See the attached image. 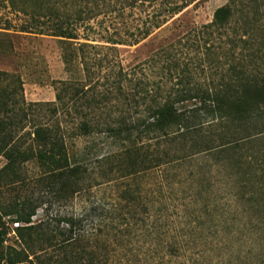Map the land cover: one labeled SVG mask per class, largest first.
<instances>
[{"label":"trees","instance_id":"trees-1","mask_svg":"<svg viewBox=\"0 0 264 264\" xmlns=\"http://www.w3.org/2000/svg\"><path fill=\"white\" fill-rule=\"evenodd\" d=\"M201 1L2 0L26 18L20 32L60 38L66 71L81 65L84 82L60 81L54 102L29 103L21 76L0 70V158L6 160L0 184L23 181L26 166L34 164L52 191L72 203L115 177L203 159L221 169L237 198L264 222V0H227L211 22L193 25L199 52L193 69L167 40L144 63L150 69L145 80H135L121 59L111 63L103 55L140 44ZM182 21L178 17L176 27L187 31L190 24ZM98 78L108 86L96 93L91 81ZM92 135L113 138L120 150L95 163L76 160L71 141ZM118 199L134 202L135 191L128 185ZM43 204L41 197H25L0 214V264H110L97 244H82L76 214L34 221ZM4 217L19 224L21 243L7 255ZM58 222L67 227L59 231Z\"/></svg>","mask_w":264,"mask_h":264},{"label":"rangeland","instance_id":"rangeland-1","mask_svg":"<svg viewBox=\"0 0 264 264\" xmlns=\"http://www.w3.org/2000/svg\"><path fill=\"white\" fill-rule=\"evenodd\" d=\"M226 3L203 0L193 4L186 14L178 15L140 44L117 46V51L103 50V55L108 54L111 63L121 59L127 69L134 71L135 80H145L150 69L144 63L159 42L167 40L174 46L173 54L193 69L199 52L190 30L193 25L211 22L214 11ZM178 17L183 24H190L187 31L176 27ZM25 20L0 0V70L21 76L27 102H54L58 82L72 77L84 82L82 67L76 64L73 74L67 72L61 39L20 32ZM91 82L96 93L108 86L104 79ZM71 144L76 160L82 156L92 163L120 150L113 138L102 135L75 138ZM202 160L169 170L156 168L128 180L115 177L114 181L84 191L72 203L53 192L38 167L30 164L23 181L12 186L0 184V214L25 197H41L44 204L34 221L52 223L65 214H76L82 221V244H97L100 256L110 264H264V222L260 215L237 198L232 181L221 169ZM5 164L1 157L0 170ZM128 185L135 191L134 202L118 199ZM4 220L9 234L3 255H7L13 248L21 249V243L16 230L19 224L13 222V217ZM57 226L59 231L67 227L60 222Z\"/></svg>","mask_w":264,"mask_h":264}]
</instances>
